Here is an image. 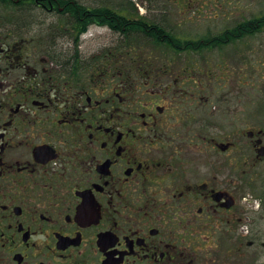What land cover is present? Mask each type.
<instances>
[{
	"label": "flooded vegetation",
	"instance_id": "af4514ba",
	"mask_svg": "<svg viewBox=\"0 0 264 264\" xmlns=\"http://www.w3.org/2000/svg\"><path fill=\"white\" fill-rule=\"evenodd\" d=\"M106 1L0 23V264H264V119L233 78L259 23Z\"/></svg>",
	"mask_w": 264,
	"mask_h": 264
},
{
	"label": "rangeland",
	"instance_id": "374dc122",
	"mask_svg": "<svg viewBox=\"0 0 264 264\" xmlns=\"http://www.w3.org/2000/svg\"><path fill=\"white\" fill-rule=\"evenodd\" d=\"M88 7L95 6V2L101 0H78ZM108 1V0H107ZM135 3L137 9H183L178 7L176 3H170L168 0H126ZM118 0H111L113 7H116ZM196 4H192V9H227L234 11L236 21H242L244 18L252 17L264 13V0H209L204 4L201 0H196ZM24 9H42L36 7L34 4L21 5L14 8H6L0 6V22L19 20L24 17ZM190 9V8H187ZM209 16V17H208ZM218 16V17H216ZM230 15L219 10H209L205 16H202L199 21L193 25L198 28L215 27L216 32L221 27L229 25L232 20L228 17ZM206 17V18H204ZM216 17V18H214ZM189 31L195 32L196 30L190 26ZM237 47V44L235 45ZM230 46L229 51L235 47ZM242 54V62L237 65L233 72V78L236 80V88L247 87L251 90V106L253 108L252 119L254 122L260 124L261 118L264 119V31L258 32L253 37H248L246 42H242L238 47ZM239 50H237L236 58H239ZM222 64V63H221ZM228 65V63H225ZM242 95V94H241ZM239 112V111H238ZM259 172L262 181L264 179V161L260 162L255 169ZM262 175V176H261ZM260 177L254 183L261 184Z\"/></svg>",
	"mask_w": 264,
	"mask_h": 264
},
{
	"label": "trees",
	"instance_id": "16d2710c",
	"mask_svg": "<svg viewBox=\"0 0 264 264\" xmlns=\"http://www.w3.org/2000/svg\"><path fill=\"white\" fill-rule=\"evenodd\" d=\"M23 1L25 0H21L20 1V4H23ZM61 1V3H66V9H73L74 7L71 5V0H59ZM150 2H152V0H148ZM170 1V3H176L178 4L179 7H193L192 4H196V0H168ZM204 4H207L206 1H209V0H201ZM1 3H4V4H10L11 2H14V1H10V0H0ZM77 3V2H76ZM122 9H128L127 7V2L126 1H122ZM75 9H86L84 6H81L79 3H77V8ZM95 9H102V8H95ZM109 9H113L111 7H109ZM254 21H257V20H254ZM258 23H259V26H261V19H258ZM242 25L237 26L236 28V31L237 32H242L244 34H252L254 33L256 30H259L260 27H252L248 24V22H242L240 23ZM251 30H250V29Z\"/></svg>",
	"mask_w": 264,
	"mask_h": 264
}]
</instances>
